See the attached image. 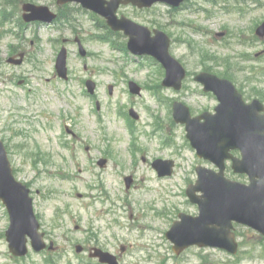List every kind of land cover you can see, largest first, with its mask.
<instances>
[{"label": "rangeland", "instance_id": "obj_1", "mask_svg": "<svg viewBox=\"0 0 264 264\" xmlns=\"http://www.w3.org/2000/svg\"><path fill=\"white\" fill-rule=\"evenodd\" d=\"M19 2L12 1L13 6ZM34 2L55 10L56 0ZM189 4L178 11L164 5L149 11L120 10L148 26L149 20L158 22L172 35L171 52L192 74L180 92L163 88L157 64H137L108 43L90 39L94 31L89 15L76 16L78 34L71 27L62 32L41 27L34 32L0 23V138L15 175L32 189L47 241L54 243L51 250L37 252L30 246L26 256H14L5 238L9 215L0 202V264H96L87 252L95 245L118 254L123 264H264V245L251 229H237L244 242L237 257L199 247L177 255L165 235L179 212L198 213L185 192L197 178L196 166L215 168L198 158L184 126L173 120L169 100H182L194 114L213 109L216 101L203 94L193 79L195 73L208 69L230 78L247 100L264 102V39L255 37L264 20V0L240 4L245 14L232 9L237 5L234 0L224 3L231 10L228 13L204 0ZM200 8L214 13H199ZM11 31H17L18 37ZM219 31L226 34L215 35ZM20 32L26 41L20 39ZM75 35L81 36L89 56L82 58L77 44H68L71 79L64 82L56 76L54 63L61 39ZM22 43L30 48L27 63L8 65L10 47ZM24 77L26 84L20 85ZM88 78L97 83L100 110L83 93ZM131 80L142 86V95L129 92ZM130 108L140 118L128 124L124 116ZM63 122L79 134L78 142L62 134ZM73 146L76 149H70ZM101 158L108 159L104 167L98 164ZM157 158L174 160L173 175H157L152 167ZM128 175L134 176L130 188L125 184ZM79 244L88 249L77 253ZM123 245L126 253H121Z\"/></svg>", "mask_w": 264, "mask_h": 264}, {"label": "water", "instance_id": "obj_2", "mask_svg": "<svg viewBox=\"0 0 264 264\" xmlns=\"http://www.w3.org/2000/svg\"><path fill=\"white\" fill-rule=\"evenodd\" d=\"M81 2L84 7L92 9L107 17L114 29H123L130 36L129 47L134 53L152 54L156 56L167 70L163 82L166 86L181 88L182 79L186 75L182 65L169 53L170 39L162 31L141 26L127 17L118 18L116 11L121 3H133L139 7L150 6L156 1H164L177 6L183 0H59ZM24 9L31 11L25 15L27 21L41 20L50 22L55 15L48 7L25 4ZM257 34L264 37V22L257 28ZM67 52L63 49L57 60V69L62 77H67ZM205 84L206 90H213L221 103L216 113L205 112L192 117L189 108L180 102L175 103L174 116L178 122L186 123L188 138L198 150L201 157L215 162L220 171L216 172L199 166L197 184L189 186L187 193L192 202L200 206V215L192 216L181 213V220L176 221L167 233L175 243L177 253L192 244L200 246H218L235 253L238 244L232 232V221L245 223L264 234V105L255 99L245 103L242 94L227 79L203 72L196 77ZM133 86V84H131ZM93 91L94 84L89 83ZM137 92V89H132ZM204 119V121H201ZM239 148L243 158L239 159L230 153ZM233 160L236 172L248 173L251 183L245 185L225 177V160ZM105 160H102L103 164ZM169 167L157 161L155 166L160 174H170ZM130 185V179L128 180ZM201 191V195L196 192ZM30 189L13 175L3 142L0 141V198L8 206L11 215V226L7 231L10 249L16 255L27 253L26 234L33 239L36 250L45 247L43 233H39L40 224L34 214ZM82 247L78 246V251ZM94 256L102 262L119 264L116 257L96 249Z\"/></svg>", "mask_w": 264, "mask_h": 264}, {"label": "trees", "instance_id": "obj_3", "mask_svg": "<svg viewBox=\"0 0 264 264\" xmlns=\"http://www.w3.org/2000/svg\"><path fill=\"white\" fill-rule=\"evenodd\" d=\"M5 5V2H4V4H3V1L2 0H0V8L1 7H3ZM6 13V12H5ZM5 15V14H4Z\"/></svg>", "mask_w": 264, "mask_h": 264}, {"label": "flooded vegetation", "instance_id": "obj_4", "mask_svg": "<svg viewBox=\"0 0 264 264\" xmlns=\"http://www.w3.org/2000/svg\"><path fill=\"white\" fill-rule=\"evenodd\" d=\"M125 249V246H123V250Z\"/></svg>", "mask_w": 264, "mask_h": 264}]
</instances>
